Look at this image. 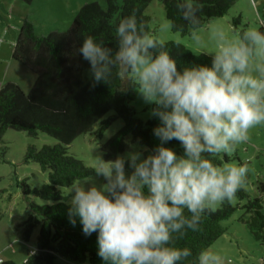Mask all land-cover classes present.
I'll list each match as a JSON object with an SVG mask.
<instances>
[{"label": "clouds", "instance_id": "1", "mask_svg": "<svg viewBox=\"0 0 264 264\" xmlns=\"http://www.w3.org/2000/svg\"><path fill=\"white\" fill-rule=\"evenodd\" d=\"M198 3L175 0L184 23L164 27L184 32L190 26L192 40L203 45ZM250 6L264 28L255 0ZM115 32V49L92 35L76 49L88 62L90 87L130 75L152 105L148 115L158 121L151 131L159 143L149 148L140 137L128 138L114 159L98 154L93 171L70 186L69 222L78 219L86 237L96 233L101 264H224L218 252L204 248L194 256L177 242L200 230L207 209L246 186V163L220 165L213 157L234 152L264 123V31L233 27L230 38L210 26V63L179 67L135 11L120 18ZM171 141L182 151L168 146Z\"/></svg>", "mask_w": 264, "mask_h": 264}, {"label": "trees", "instance_id": "2", "mask_svg": "<svg viewBox=\"0 0 264 264\" xmlns=\"http://www.w3.org/2000/svg\"><path fill=\"white\" fill-rule=\"evenodd\" d=\"M105 1L106 8L96 2L84 4L68 28L62 32L37 35L32 24L24 20L18 28L16 41L11 43L12 60L31 71L35 75V81L27 92L11 82L0 86V140L6 129H14L23 130L31 136L39 131L56 141L52 145L43 144L38 149L29 145L24 154L25 162L32 161L47 172V182L39 188L30 189L25 186L24 195L31 194L51 203L38 205L30 202L28 205L31 214L41 219L30 216L24 223V241L28 240L35 224H39L35 249L27 255L23 264H59L56 262L58 257L74 263L87 261L88 264H101V259L96 254V233L86 237L78 219L76 225L69 222V205L61 192V188L70 186L93 171L67 151L68 145L78 135L88 132L107 112H112L109 118L101 120L97 136L100 138L114 119H120L122 126L101 145L100 150L105 159H114L116 154L123 153L127 147L124 143L126 138L135 142L140 137L141 143L149 148L159 143L151 131L158 121L148 118L143 122L135 115L131 105L134 99L133 89L136 87L133 78L129 76L123 83L121 77L114 75L108 84L101 83L92 88L88 62L82 60L76 51L87 35H92L97 40L102 39L115 49V28L122 16L133 11L150 32L144 10L152 0H122L121 5H117L114 0ZM160 1L168 22L174 21L177 25L184 23L175 7V0ZM235 1L199 0V27L210 18L223 16ZM239 21L237 16L232 23L236 26ZM170 30L187 36L192 28L189 26L184 32L175 31L171 27ZM259 30L264 31V28L260 26ZM163 43L178 60V67L181 64L210 63V56L205 52L194 54L180 43ZM151 107L152 105L146 109L150 110ZM168 146L175 147L178 152L182 151L177 141L169 142ZM213 159L220 165L230 160L226 153H220ZM246 186L234 196L243 201L240 208L246 217H240L239 220L247 226L253 239L264 247V198L258 195L264 194V181L256 179L249 185L256 188L257 192L253 197L245 190ZM235 210L236 207L229 200L218 203L215 209H207L202 217L200 230H189L177 242L178 246L190 247L194 256L201 249L209 248L225 233L226 228L222 223ZM262 261L264 264V258ZM0 264L14 263L0 259Z\"/></svg>", "mask_w": 264, "mask_h": 264}, {"label": "rangeland", "instance_id": "3", "mask_svg": "<svg viewBox=\"0 0 264 264\" xmlns=\"http://www.w3.org/2000/svg\"><path fill=\"white\" fill-rule=\"evenodd\" d=\"M114 1L117 5L122 3V0ZM92 2L106 8L105 0H29L28 2L0 0V86L11 82L15 83L23 92H27L35 81V75L31 71L23 68L11 58V43L16 41L18 28L24 20L32 24L37 35L44 36L53 31L62 32L68 28L78 10L84 4ZM255 3L260 15L264 17V0H255ZM144 14L148 18L150 32L155 33L162 42L180 43L194 54L201 52L207 54L215 50L214 42L209 39L210 26L222 27L230 38H234L233 27L238 31L248 27L258 29L260 27L256 22L255 13L251 9L250 0H236L223 16L206 20L197 29L198 34L204 38L203 45H197L192 40V31L187 36H181L177 32H172L170 27H164L169 22L165 17L163 4L160 0H152L146 6ZM237 16L240 21L234 26L232 21ZM121 78L124 83L126 78ZM135 88L131 105L135 110L136 117L144 122L149 118V110L146 107L150 105L145 103ZM112 114V112H107L101 120L109 118ZM101 120L93 124L88 132L78 135L67 148L70 155L92 169L95 167L97 155L101 153V145L122 126L120 119L112 120L99 138L97 132L101 126ZM55 142L52 137L39 131L36 135L31 136L23 130L6 129L1 137L0 259L2 260L23 264L27 255L35 249L39 223L35 224L27 241L22 239V231L27 219L30 216L33 219H41L39 216L31 214L28 205L30 202L38 205L51 202L41 200L31 194L24 195L25 186L30 189L39 188L47 182V172L42 171L38 164L32 161L25 162L24 154L29 145L38 149L43 144L52 145ZM226 155L230 159L229 163H246L248 165L249 185L256 179L264 181V123L251 128L248 141L239 143L234 152L226 153ZM249 185L245 190L250 197H253L257 191L255 186L249 187ZM70 186L61 188L66 202L71 198ZM258 195L264 198V194L258 193ZM229 202L233 207H236V210L222 223L226 231L211 244L209 249L218 252L223 257L224 264H263L264 247L253 239L247 226L239 220L240 217H246L243 214V209L240 208L243 201L233 197ZM217 207L218 203L211 208ZM56 262L59 264H85L70 262L62 257H58Z\"/></svg>", "mask_w": 264, "mask_h": 264}, {"label": "built area", "instance_id": "4", "mask_svg": "<svg viewBox=\"0 0 264 264\" xmlns=\"http://www.w3.org/2000/svg\"><path fill=\"white\" fill-rule=\"evenodd\" d=\"M30 253H32V251Z\"/></svg>", "mask_w": 264, "mask_h": 264}]
</instances>
